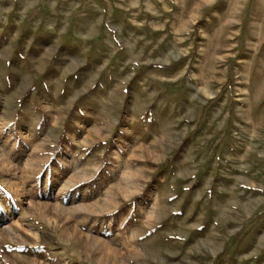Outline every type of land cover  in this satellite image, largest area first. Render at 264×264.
<instances>
[{
  "label": "rangeland",
  "instance_id": "obj_1",
  "mask_svg": "<svg viewBox=\"0 0 264 264\" xmlns=\"http://www.w3.org/2000/svg\"><path fill=\"white\" fill-rule=\"evenodd\" d=\"M0 264H264V0H0Z\"/></svg>",
  "mask_w": 264,
  "mask_h": 264
}]
</instances>
